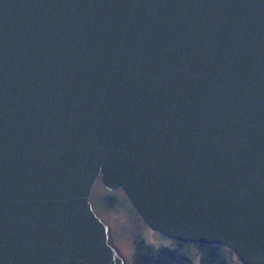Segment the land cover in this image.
Returning a JSON list of instances; mask_svg holds the SVG:
<instances>
[{"label": "water", "instance_id": "obj_1", "mask_svg": "<svg viewBox=\"0 0 264 264\" xmlns=\"http://www.w3.org/2000/svg\"><path fill=\"white\" fill-rule=\"evenodd\" d=\"M97 179L264 264V0H0V264H124Z\"/></svg>", "mask_w": 264, "mask_h": 264}, {"label": "rangeland", "instance_id": "obj_2", "mask_svg": "<svg viewBox=\"0 0 264 264\" xmlns=\"http://www.w3.org/2000/svg\"><path fill=\"white\" fill-rule=\"evenodd\" d=\"M108 194L115 197L119 207L105 209L101 206V196ZM89 197L95 214L108 227L109 245L116 250L120 258H123L124 264L130 263L133 242L137 239L154 246H173L171 240L155 233L136 216L132 205L120 188L114 191L107 190L102 186L100 179H97L92 186ZM234 264L242 263L236 258Z\"/></svg>", "mask_w": 264, "mask_h": 264}, {"label": "trees", "instance_id": "obj_3", "mask_svg": "<svg viewBox=\"0 0 264 264\" xmlns=\"http://www.w3.org/2000/svg\"><path fill=\"white\" fill-rule=\"evenodd\" d=\"M100 204L105 209L119 207L111 194L101 196ZM134 212L138 216L135 209ZM171 243L172 247L154 246L137 239L133 242L129 264H234L237 258L228 248L217 244H191L175 240Z\"/></svg>", "mask_w": 264, "mask_h": 264}]
</instances>
